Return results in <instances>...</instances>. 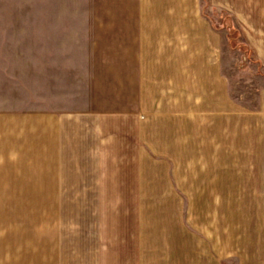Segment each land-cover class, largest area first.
<instances>
[{
  "label": "crops",
  "instance_id": "1",
  "mask_svg": "<svg viewBox=\"0 0 264 264\" xmlns=\"http://www.w3.org/2000/svg\"><path fill=\"white\" fill-rule=\"evenodd\" d=\"M29 1L0 0V12H38L36 19L0 18L2 41L36 44L35 54L26 51L12 64L6 85L13 92L10 105L35 106L38 170L35 179H0V264H223L221 208L215 207L209 222L177 205L189 196L164 184L154 182L150 195L139 178H77L78 120L85 128L91 123L89 138L101 154L110 134L124 140V148L131 145L137 165L143 107L154 106V122L163 117L174 123L175 116L189 122L197 92L193 98L213 99L214 128L222 130V34L201 16L199 1L104 0L135 2L141 13L136 20L102 25L78 24L71 17L77 0ZM60 11L67 17L58 18ZM142 11L149 14L143 17ZM244 20L247 44L264 66V16L248 12ZM99 26L105 29H93ZM94 34L136 46L98 65L92 51L77 44L78 36L88 42ZM33 93L35 102H29ZM258 98L257 109H237L230 133L232 140L257 141L262 182L247 200L264 204V88ZM214 192L217 204L216 185ZM262 212L264 218V206ZM236 263L264 264V248L261 258Z\"/></svg>",
  "mask_w": 264,
  "mask_h": 264
},
{
  "label": "rangeland",
  "instance_id": "2",
  "mask_svg": "<svg viewBox=\"0 0 264 264\" xmlns=\"http://www.w3.org/2000/svg\"><path fill=\"white\" fill-rule=\"evenodd\" d=\"M191 1L193 4L199 1L201 16L212 21L222 34V130L214 128L213 99L193 98L197 92H192L189 122H182L181 116H175L174 123H167L163 117L154 122V106L143 107L141 157L137 165L133 162L131 145L124 148V140H116L106 132L103 135L108 139L103 140L105 152L101 154L95 139L89 138L91 123L85 128V122L78 120L77 178H139L146 184L150 195L154 194V182L164 184L169 186L168 189H174V194L189 196L188 201L177 205L183 210L189 209L192 216L205 217L209 222L214 220L215 207L221 208L223 264H237L236 260L261 258L264 248V204L247 200L249 195L255 194L254 184L262 182L261 155L254 153L258 150L257 141L247 138L232 140L230 133L231 117H237V109H257L258 96L264 88V70L248 46L241 24L248 12L254 13L256 18L264 16V0ZM76 5L77 10L71 12V17L81 22L78 24L102 25L117 19L136 20L141 13L135 2L107 4L104 0H77ZM106 6H121L122 10L102 9ZM67 13L57 12V17H67ZM142 13L143 17L149 14ZM150 13L154 15V11ZM237 13H240L238 17ZM17 17L36 19L38 12H0V18ZM3 39L0 37V179H35L38 174L35 106L10 105L14 102L13 92L6 85V74L11 77L12 64L21 60L20 54L24 55L26 51L35 54L36 44L5 42ZM82 39L78 36V47L92 51L93 61L98 65L99 61H106L107 55L111 57L115 51L127 53L136 46V43L127 41L118 43L112 37L107 41L99 34L85 38L90 39L88 42ZM139 48L142 49L141 43ZM122 60L126 62L127 58ZM33 98L35 93L29 102H35ZM200 100L203 101L201 106ZM85 135H88L87 147ZM111 137L113 140L109 139ZM101 167L104 169L100 170ZM215 185L221 194V202L217 204L214 202ZM161 189L166 190L160 186Z\"/></svg>",
  "mask_w": 264,
  "mask_h": 264
},
{
  "label": "trees",
  "instance_id": "3",
  "mask_svg": "<svg viewBox=\"0 0 264 264\" xmlns=\"http://www.w3.org/2000/svg\"><path fill=\"white\" fill-rule=\"evenodd\" d=\"M260 64V63H259ZM261 65V64H260ZM262 66V65H261ZM262 69L264 70V66H262Z\"/></svg>",
  "mask_w": 264,
  "mask_h": 264
}]
</instances>
